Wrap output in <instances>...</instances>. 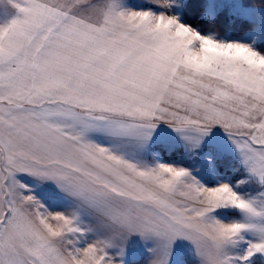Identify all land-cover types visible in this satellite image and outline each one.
Instances as JSON below:
<instances>
[{"label":"rangeland","instance_id":"obj_1","mask_svg":"<svg viewBox=\"0 0 264 264\" xmlns=\"http://www.w3.org/2000/svg\"><path fill=\"white\" fill-rule=\"evenodd\" d=\"M50 1L61 9L78 8L92 15L95 21H100L99 15L108 9L127 11L131 23L140 22L152 30L156 27V34L178 39V45L168 43V47L183 53L190 83L184 86L183 93L175 83L174 98H164V103L157 106L159 113L155 117L163 119L160 121L163 123L118 122L101 113L82 112L85 109L71 114L65 106L60 113H40L125 171L127 177L131 176L128 178L141 184L142 194L158 198L160 203L166 202L171 209L167 212L151 209V218L150 213L145 215L141 226L135 218L139 210L129 211L122 220L118 219L119 223L98 215L73 221L68 217L69 210H61V216L51 210L47 211L46 224L38 225L34 213L40 210L46 196L26 191L20 184L2 195L4 209L0 211V221L8 210L17 215L20 210L16 211L13 206L19 204L33 216L31 222L36 226L5 228L0 235V264H6L5 251L11 252L10 243L17 242L18 251L30 249L31 255L39 244L43 245L37 240L38 228L41 233L45 231L46 255L12 259L16 264L21 261L27 264H262L253 239L245 237L246 221L239 217L244 214L247 203L259 202L264 197V162L261 161L264 157V53L257 47L264 42V0L203 1L200 15L203 19L224 13L230 18L254 23L253 29L241 37L201 32L187 24L183 17L187 0ZM15 8L9 0H0V12L10 13ZM186 69L182 72L180 67L178 72L185 75ZM183 94L185 99L181 97ZM154 106L152 103L148 108ZM171 107L177 114L169 116H183L186 123L220 128L242 123L234 130L242 135L235 137L224 129L217 130L216 134L190 127L174 129L164 122L165 112ZM112 137L127 144L122 147L103 144V138ZM233 137L242 147L231 140ZM178 149L183 153L176 154L174 159L164 154ZM247 166L253 170L251 173ZM191 219L205 225L206 235L202 225L191 224ZM61 223L66 224L70 240L55 246L53 237L62 229ZM2 226L3 222L0 231L5 227ZM12 231L14 234L8 236ZM21 231L31 234L25 236ZM23 237L27 240L21 241ZM209 242L219 248L208 246ZM190 244L193 249L186 251L184 247ZM57 247L63 256H49Z\"/></svg>","mask_w":264,"mask_h":264},{"label":"crops","instance_id":"obj_2","mask_svg":"<svg viewBox=\"0 0 264 264\" xmlns=\"http://www.w3.org/2000/svg\"><path fill=\"white\" fill-rule=\"evenodd\" d=\"M9 1L15 5V10L0 12V211L4 209L2 195L20 184L26 191L46 196L41 207L33 204L40 209L34 213L38 225L46 224L47 211L51 210L59 216L61 210H69L68 217L73 221L98 215L116 223L129 211L139 210L135 218L140 220L137 224L141 226L145 215L150 213L151 218V209L164 212L171 209L166 202L160 203L158 198L142 194L141 184L128 178L131 176L127 177L125 171L40 113H60L65 106L71 114L85 109L82 112L101 113L118 122L163 123L160 122L163 119L155 117L159 113L157 106L164 103V98H174L175 83L182 93L184 86L190 83L183 53L168 47V43L178 45V39L167 34L159 36L156 27L153 31L140 22V25L131 23L127 11L108 9L99 15L100 21H95L92 15L78 8L61 9L50 0ZM183 64L187 68L185 75L178 72L180 67L183 72ZM185 96L181 95L182 99ZM152 103L156 106L149 109ZM165 113L164 122L174 129L190 127L214 134L224 129L235 137L242 135L234 132L242 123L236 122L235 127L229 128L207 127L186 123L183 116L172 118L177 114L172 107ZM231 140L235 142L234 137ZM103 144L120 147L127 141L103 138ZM119 153L125 155L123 150ZM261 161L264 162V157ZM247 169L250 173L253 171L248 166ZM14 207L20 212L17 215L11 210L5 212L0 221L5 227L2 226L0 235L9 225L19 229V226H36L31 222L33 216L24 211V205ZM239 219L246 221L245 237L253 239L255 248L259 249L256 254L263 264L264 197L259 202L247 203ZM195 222L199 221H190ZM199 223L206 235L205 225ZM61 225L62 229L53 237L55 246L70 240L66 224ZM21 232L25 235L27 231ZM13 234L14 231L7 235ZM36 236L43 245L39 244L32 255L30 249L18 251V243H10L11 252L5 251L6 264H16L12 259L44 257L45 231L41 233L38 228ZM208 246L219 248L210 242ZM184 248L193 249L191 244ZM60 251L57 247L49 256L61 258ZM20 264L27 263L21 261Z\"/></svg>","mask_w":264,"mask_h":264},{"label":"trees","instance_id":"obj_3","mask_svg":"<svg viewBox=\"0 0 264 264\" xmlns=\"http://www.w3.org/2000/svg\"><path fill=\"white\" fill-rule=\"evenodd\" d=\"M204 0H187L184 8L183 17L187 24L199 29L201 32H214L220 36L230 35L241 37L246 32L251 31L254 23L241 19L230 18L226 14L221 13L213 19H203L200 17L202 12V4ZM258 49L264 53V42L257 45ZM183 153V150L178 149L170 153H164L169 159L175 158L176 154Z\"/></svg>","mask_w":264,"mask_h":264}]
</instances>
